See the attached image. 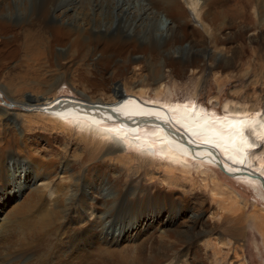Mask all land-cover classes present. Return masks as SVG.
<instances>
[{
	"label": "rangeland",
	"instance_id": "1",
	"mask_svg": "<svg viewBox=\"0 0 264 264\" xmlns=\"http://www.w3.org/2000/svg\"><path fill=\"white\" fill-rule=\"evenodd\" d=\"M28 1V9H31L33 2L41 3L44 0ZM56 1L68 5L77 4L78 8L82 6V0ZM131 1L125 3L123 11H114V25L129 26L131 33L138 27L141 40L151 35L158 44L163 43L171 33L168 30L170 22L165 20L163 13L158 14L160 19H155L152 14L148 16L143 11L138 18H133L132 13H129V8L133 6ZM146 1L140 0L141 3ZM133 2L136 3L135 0ZM19 3L20 1L13 2L17 13ZM185 7L189 19V39L196 40V44H184V48L187 47L192 52L208 46L205 49V58L208 60L188 67L180 74L166 66H161L158 73L150 66L147 67L145 59L140 57V61L132 64L124 74L110 71L107 74L110 77L109 83L102 84L91 66L69 62L67 54L59 59L46 53H42L38 61L20 58L15 66L0 71V133L5 126H8L6 130H11L14 134L21 131L26 144L36 145L32 150L36 157L50 158L57 154L64 157L67 168L61 181L67 184V189L73 196L75 194L82 199L93 200L96 206L108 191L105 189L107 180L118 177L124 184L128 182L126 185L132 187L126 190L122 203L107 214H98V211L96 216L87 212L84 214L82 206L76 208L71 203L67 212L76 215L75 210L79 209L82 212L80 221L83 223L87 220V227L91 226L90 232L84 236L86 239H95L88 246L95 249L96 243H99L103 247V251L89 258L86 264H106L105 259L109 256L116 257L118 252L121 254L119 261L130 264L141 243H150L152 237L160 243L162 239L177 242V234L167 237L153 230L162 224L171 225L183 238L187 234L201 236L196 244H189L187 253L173 255L167 260L169 263L166 261L167 264H264V199L248 183L235 179L237 174L234 177L218 166H211L203 161L194 162L192 159L186 166L170 164L160 160L153 152L145 155L131 147L122 149V146L118 147L115 142L102 136L92 134L91 140L78 134V130L72 129L76 133L68 131L39 115L41 112L37 108L27 110L22 107V104L28 102L45 104L64 97L107 103L115 101L120 94H136L167 101H181L191 97L198 104L217 112H222L226 102L249 113L264 111V51L258 47V42L264 37V24L254 27L247 20L246 25L250 28L245 32V41L214 45L210 41L209 29L198 24L193 7L189 4ZM250 14L251 20L258 21L256 11L251 10ZM262 18L264 22V15ZM224 20L226 30L234 20L229 15L224 16ZM234 22L231 29L236 30L243 25L237 20ZM151 24L153 27H150ZM225 30L220 31L219 37L230 35ZM232 50L235 51V56H231ZM169 51L171 50L165 53ZM218 51L225 54V64L220 62L221 56L217 55L216 59L207 57ZM23 53L20 52V56ZM135 57L139 58L137 55ZM153 72H157L156 76ZM3 110L7 112L4 114ZM51 141L54 142L47 143ZM259 154L263 156L264 145ZM21 160L19 162L24 167L29 166V162ZM70 173L72 174L69 175ZM8 182L10 185L12 180L7 176L6 183ZM20 184V191L17 187L12 190L9 185L4 187L9 192H6L0 203V243L8 240V236L14 237L15 241L16 238L18 240L27 236L43 217L46 204L39 203L37 196L41 194L45 202L50 193L49 188L45 192L38 191L41 186L37 179L23 180ZM132 192L138 197L135 202L129 203ZM195 218L197 222L193 224ZM81 229H74L73 234L80 237ZM94 231L97 233L92 236ZM59 248L65 247L62 244ZM68 249L70 247L67 244ZM105 250L108 252H104ZM69 252L76 260V256H72L73 251ZM108 264H114L113 260Z\"/></svg>",
	"mask_w": 264,
	"mask_h": 264
},
{
	"label": "bare ground",
	"instance_id": "2",
	"mask_svg": "<svg viewBox=\"0 0 264 264\" xmlns=\"http://www.w3.org/2000/svg\"><path fill=\"white\" fill-rule=\"evenodd\" d=\"M15 1H20L17 4L18 13L13 6ZM129 1L82 0L78 11L76 3V6L68 5L56 0L33 2L31 9H28V0H0V71L15 66L20 58H33L38 61V57L46 53L59 59L67 54L69 62L91 66L102 84L109 83L110 77L108 78L107 74L110 71L124 74L132 64L140 61V57L145 59L146 66H150L152 70L158 72L161 66H166L180 74L186 68L208 60L205 58V49L208 46L192 52L187 50V47L184 48V44H196V40L189 39L191 35L185 7L187 4L193 7L198 24L209 29L210 41L214 45L234 43L236 40L245 41V32L250 28L246 25L247 20L251 21L254 27L264 24V0H147L145 3L140 0H135L134 3L132 0L130 3L133 6L130 5L132 7L129 8V13H132L133 18L142 11L148 16L152 14L155 19H160L158 14L163 13L165 20L170 22V35L168 33V38L158 44L151 35L141 40L138 27L131 33L129 26L114 25V11H123L125 3ZM182 1L187 4L184 5ZM251 10L259 15L258 21L251 20ZM227 15L243 25L236 30L231 29L230 26L235 24L231 21L226 29L231 36L226 34L221 38L219 33L222 29L225 30L224 16ZM150 27H153L152 24ZM258 47L264 51V37L258 42ZM167 50L172 52L165 53ZM20 52H24L23 55L20 56ZM136 55L139 58L135 57ZM217 55L221 56L220 62L225 64V54L223 55L222 51L214 55L210 53L207 57L216 59ZM232 55L235 56L234 50L231 51ZM153 64L155 65L151 66ZM157 72H153V75L156 76ZM118 97L115 101L107 103L64 97L48 101L46 105L28 102L22 104V107L27 110L37 108L41 112L39 115L68 131L76 133L72 129L78 130V134L85 138L102 136L110 142H115L118 147L122 146V149L131 147L145 155L153 152L160 160L170 164L186 166L192 159L194 162L203 161L208 165L218 166L234 177L237 174L235 179L248 183L253 190L260 192L264 199V188L257 177L264 179V154H259L264 145V111L249 113L226 102L222 112H217L213 108L198 104L191 97L181 101H167L136 94H120ZM6 112L4 111V114ZM125 118L127 121H124ZM7 127L0 133V203L4 200L6 192H9L4 188L9 185V182L6 183L7 176L12 180L8 186L11 190L17 187L20 191V183L23 180L37 179L40 180L41 186L38 191L45 192L49 188L50 193L45 202L41 194L37 196L39 203L46 205L43 217L35 229L25 237L18 240L16 238V241L8 235V240H2L0 264H86L89 258L103 251V247L99 243H96L95 249L88 246L95 238H85L84 234L90 232L91 226L87 227L86 219L83 223L80 221V214L87 212L96 216L97 211L100 212L98 214L113 211L122 203L126 190L132 187L126 185L128 182L124 184L118 177L107 180L105 189L108 191L101 203L97 204L98 208L93 200L88 201L75 194L73 196L67 189V184L61 181L67 168L64 157H59L58 154L50 158L36 157L32 151L36 145L26 144V138L21 131L14 134L11 130H6ZM176 134L183 135L189 145ZM21 159L29 162L27 168L19 162ZM61 159L63 161L60 162ZM219 163H222L223 167ZM137 197L138 195L132 192V199L130 197L128 202H135ZM71 203H74L76 208L82 206V212L76 209V215L69 214L67 210ZM196 222L195 218L193 224ZM80 228V237H77L73 230ZM153 230L167 237L177 234V242H166L162 239L160 243L152 237L150 243H141L140 248H136L137 252L130 264H167V260L173 255L187 253L189 244H196L201 237L200 234H187L186 238H183L171 225H158ZM95 233L97 232L94 231L91 235ZM80 238L82 239L79 240ZM62 244L65 248H59ZM67 244L70 247L68 250ZM69 251H73L72 256H76V260L71 257ZM120 255L118 252L116 257H107L106 264L112 260L114 264H128L119 261Z\"/></svg>",
	"mask_w": 264,
	"mask_h": 264
},
{
	"label": "water",
	"instance_id": "3",
	"mask_svg": "<svg viewBox=\"0 0 264 264\" xmlns=\"http://www.w3.org/2000/svg\"><path fill=\"white\" fill-rule=\"evenodd\" d=\"M127 121V119L125 118L124 119V121ZM127 123H132V122H127ZM165 125V124H164ZM165 127H166V125H165ZM168 129H171L170 127H167ZM172 130V129H171ZM174 131V130H173ZM175 133V132H174ZM176 135H178L179 137H181L182 138V140L184 141V143H186V145H189V143H188V141L186 140V138L183 136V135H180V134H176ZM219 165H222V163H219ZM222 167H223V165H222ZM258 177V179L261 181V183H262V185H263V188H264V179H262V177H259V176H257Z\"/></svg>",
	"mask_w": 264,
	"mask_h": 264
}]
</instances>
